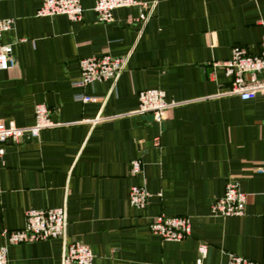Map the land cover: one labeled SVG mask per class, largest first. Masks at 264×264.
Segmentation results:
<instances>
[{"label":"crops","instance_id":"obj_1","mask_svg":"<svg viewBox=\"0 0 264 264\" xmlns=\"http://www.w3.org/2000/svg\"><path fill=\"white\" fill-rule=\"evenodd\" d=\"M135 1L153 3L143 23L136 7L99 23L93 0H79L77 22L36 17L41 0H0V18L14 20L0 36L14 57L0 70V122L30 127L42 103L51 123L2 145L0 245L25 211L64 207L66 240L86 245L91 264H194L200 243L203 264H227V254L264 264V95L242 101L211 67L235 45L259 52L264 0ZM102 55L127 57L116 80L73 86L78 61ZM147 89L174 103L160 122L137 112ZM227 179L244 194L239 217L210 214ZM131 186L149 195L144 209L129 206ZM157 215L188 217L189 236L161 241L147 226ZM62 248L60 239L10 245L6 264H60Z\"/></svg>","mask_w":264,"mask_h":264},{"label":"built area","instance_id":"obj_2","mask_svg":"<svg viewBox=\"0 0 264 264\" xmlns=\"http://www.w3.org/2000/svg\"><path fill=\"white\" fill-rule=\"evenodd\" d=\"M136 7L139 9L137 20L145 22L153 8V3L137 2L135 0H93L92 11L99 23H110L113 20L112 12L118 8ZM82 8L79 0H41L35 12L36 17L64 16L68 21L77 22L81 19ZM14 20L0 18V36L8 33L13 27ZM127 57H100L81 58L78 61L79 78L73 86L82 87L93 82L112 81L125 69ZM14 65V57L10 44L0 45V70H7ZM211 67L221 68L230 78L227 88L229 94H234L242 101L264 95V44L255 55L249 54L241 46L235 45L230 50V58L226 61L213 62ZM75 101L88 103L94 97L75 95ZM137 112L151 113L156 122L165 118L167 110L174 105L166 102L163 91L147 89L137 94ZM49 109L44 104L33 107V124L30 127L19 128L12 124L4 125L0 122V159L3 155L2 145L6 142L18 143L24 135L31 139L38 137L42 129L51 126L48 119ZM264 122V121H263ZM141 170L139 160L129 163V174L134 176ZM149 195L137 186L128 190L127 201L129 206L144 209ZM210 214L216 217H239L243 214L244 194L240 192L234 179H227L223 193L210 203ZM66 212L64 207L44 210H27L24 212V226L22 229L2 231L5 242L0 245V264H6L7 246L23 243H32L49 239H60L63 248L60 264H91L92 254L88 247L78 241L66 240ZM148 230L161 241L178 242L190 234V224L185 216L157 215L148 223ZM197 257L194 264H203L207 254V246L200 243L196 249ZM227 264H256L234 254H227Z\"/></svg>","mask_w":264,"mask_h":264}]
</instances>
